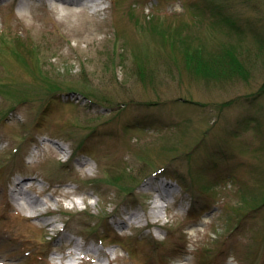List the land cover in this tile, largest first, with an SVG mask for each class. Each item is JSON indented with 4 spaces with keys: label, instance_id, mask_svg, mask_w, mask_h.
Masks as SVG:
<instances>
[{
    "label": "rangeland",
    "instance_id": "rangeland-1",
    "mask_svg": "<svg viewBox=\"0 0 264 264\" xmlns=\"http://www.w3.org/2000/svg\"><path fill=\"white\" fill-rule=\"evenodd\" d=\"M105 2L0 3V80L19 90L0 87V264L67 263L65 244L83 264H264V0ZM182 39L240 53L248 78L191 74Z\"/></svg>",
    "mask_w": 264,
    "mask_h": 264
},
{
    "label": "trees",
    "instance_id": "trees-1",
    "mask_svg": "<svg viewBox=\"0 0 264 264\" xmlns=\"http://www.w3.org/2000/svg\"><path fill=\"white\" fill-rule=\"evenodd\" d=\"M166 41L169 43L168 45L174 50L172 41L171 44L170 39H167ZM259 41L261 44V50L264 43L262 39H260ZM10 42H12V40ZM19 43L22 44L21 39L17 40L18 45ZM180 43L182 45L187 44L188 49L183 52L184 55H181V58L185 68H187V70L191 74H194L204 80H212L214 82L223 83L235 82L239 79L248 78L249 71L246 66L247 64L244 62V60H242L240 53L236 54L235 52L230 51V48H221L213 52L208 51L203 47L194 48L191 42L187 43L185 39H182ZM17 44L13 42L9 43V48H11V52L15 54L17 58H19L18 53L16 52V50H14ZM30 46L31 45L27 46L26 49L29 48L34 52L37 51V47L35 46V44L32 47ZM113 50L114 51L112 55H109L108 61L114 64L117 60L118 47H115ZM0 87L4 89H13L11 93L14 94L19 92L16 85H9L7 82H4V80H0ZM54 88L58 87L52 85L49 81H47L45 82L43 89H37L39 92L36 91V94H48V92ZM90 95H92V93ZM157 247L158 245H156L155 251L159 252V248Z\"/></svg>",
    "mask_w": 264,
    "mask_h": 264
},
{
    "label": "bare ground",
    "instance_id": "bare-ground-1",
    "mask_svg": "<svg viewBox=\"0 0 264 264\" xmlns=\"http://www.w3.org/2000/svg\"><path fill=\"white\" fill-rule=\"evenodd\" d=\"M56 2H60L61 4H67V0H55ZM84 0H77V1H74V3H72V4H74V5H76V6H78V5H84ZM68 4H70V3H68ZM67 7V11L69 12V13H71V11L69 10V9H72L73 10V8L71 7V5H67L66 6ZM23 181H21V182H19L18 184H20V183H22ZM14 200L18 203V204H21V201H23V202H26V204H28L31 208H34V207H36L37 206V201L36 200H33V199H31V198H28L27 196H25L24 194H22V193H18V194H16L15 196H14ZM156 208V207H155ZM154 212V214L156 215V216H158L159 217V212H157V210L156 211H153ZM161 216V215H160ZM157 217V218H158ZM76 249L77 250H79L80 249V246H79V244H77L76 245Z\"/></svg>",
    "mask_w": 264,
    "mask_h": 264
}]
</instances>
